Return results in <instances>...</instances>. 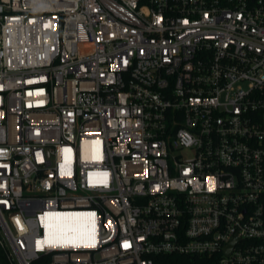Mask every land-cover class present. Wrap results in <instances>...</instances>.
Here are the masks:
<instances>
[{
	"label": "built area",
	"instance_id": "built-area-1",
	"mask_svg": "<svg viewBox=\"0 0 264 264\" xmlns=\"http://www.w3.org/2000/svg\"><path fill=\"white\" fill-rule=\"evenodd\" d=\"M1 257L264 264V0H0Z\"/></svg>",
	"mask_w": 264,
	"mask_h": 264
},
{
	"label": "bare ground",
	"instance_id": "bare-ground-1",
	"mask_svg": "<svg viewBox=\"0 0 264 264\" xmlns=\"http://www.w3.org/2000/svg\"><path fill=\"white\" fill-rule=\"evenodd\" d=\"M70 224H71V223H70ZM63 226H64L65 229L69 228V225H68V227H67L65 224H64ZM71 226H72V225H71ZM71 228L73 229V227H71Z\"/></svg>",
	"mask_w": 264,
	"mask_h": 264
},
{
	"label": "trees",
	"instance_id": "trees-1",
	"mask_svg": "<svg viewBox=\"0 0 264 264\" xmlns=\"http://www.w3.org/2000/svg\"><path fill=\"white\" fill-rule=\"evenodd\" d=\"M1 262L5 264V261H4V259L2 257H1Z\"/></svg>",
	"mask_w": 264,
	"mask_h": 264
},
{
	"label": "snow or ice",
	"instance_id": "snow-or-ice-1",
	"mask_svg": "<svg viewBox=\"0 0 264 264\" xmlns=\"http://www.w3.org/2000/svg\"><path fill=\"white\" fill-rule=\"evenodd\" d=\"M91 242V241H90ZM126 247L128 246L127 244L125 245Z\"/></svg>",
	"mask_w": 264,
	"mask_h": 264
}]
</instances>
